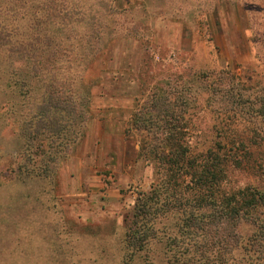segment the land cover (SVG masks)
Returning <instances> with one entry per match:
<instances>
[{"label":"rangeland","instance_id":"obj_1","mask_svg":"<svg viewBox=\"0 0 264 264\" xmlns=\"http://www.w3.org/2000/svg\"><path fill=\"white\" fill-rule=\"evenodd\" d=\"M108 2L123 11L119 20L125 21L126 33L105 43L97 55H81L92 93L90 118L77 141L61 150L66 152H58L59 163L51 177L44 174L40 160L45 146H35L37 160L32 163L14 124L20 117L5 118L11 106L5 101L13 96L0 91V115L6 113L0 116V220L6 224L0 233L20 225V243L30 246L22 251V264H160L165 260L163 240L152 241L132 256L128 233L139 200L157 183L149 154L157 150L169 160L172 153L162 132L155 135L160 139L153 140L150 126L135 127L132 116L155 86L166 87L169 81L185 82L191 89L183 139L193 155L198 148L209 147L221 129L217 139L226 144L229 156L223 161L227 177L218 197L249 187L264 190V0ZM48 18L39 10L34 18L20 14L17 22L9 19L8 30L23 35L21 44H28L56 30L45 23ZM130 26L138 32H130ZM24 59L19 62L23 69L32 64ZM238 92L243 94L240 100ZM237 106L243 127L234 113ZM226 119L231 122L224 128ZM237 132L244 135V143L238 142ZM166 177L171 178L170 191L194 192L191 175L177 172ZM249 211L241 212L235 221L223 216L214 222L217 244L201 254L202 261L257 264L262 260L264 238L257 237V230L263 228L264 214ZM10 250L0 238V264L15 262Z\"/></svg>","mask_w":264,"mask_h":264},{"label":"trees","instance_id":"obj_2","mask_svg":"<svg viewBox=\"0 0 264 264\" xmlns=\"http://www.w3.org/2000/svg\"><path fill=\"white\" fill-rule=\"evenodd\" d=\"M37 10L47 13L49 18L45 23L49 22L56 30L49 32L50 37L41 36L36 41L21 44L23 35L8 30L9 19L17 22L20 14L24 19L28 16L34 18ZM122 13L108 0H0V91L13 96V99L5 101V104L11 102L8 114L0 116L20 117L14 124L32 163L37 160L35 146H45L40 160L45 164L43 171L48 177L58 166V152H66L61 150H68L70 143L77 141L82 134L81 128L90 118L88 107L92 93L81 55H97L105 43L126 33L125 21L119 20ZM129 30L138 32L139 29L130 26ZM132 36L135 37L134 34ZM25 57L32 64L23 69L19 62L25 61ZM222 71L226 76L230 74ZM199 77L204 75H196ZM237 97L240 100L243 94L238 92ZM239 106L234 113L239 116L238 123L242 126ZM189 108L191 89L188 84L169 81L166 87L155 86L132 116L135 127L138 128L140 123L150 126L153 140L157 133L162 132L164 144L172 151L169 160H164L157 150L153 155L149 154L155 162L157 183L139 200L133 214V227L128 233V241H133L132 256L145 250L152 241L163 240L166 257L160 264H211L202 261L201 254H207L208 247L217 244L214 222L219 217L235 221L242 217L241 212L249 213V210L263 211L264 214V190L249 187L223 199L218 197L217 190L227 177L223 166V161L229 156L225 151L227 146L217 139L220 129L209 142V147L198 148L193 155V148L183 139L189 122ZM21 116H25L23 120ZM226 120L224 128L230 126L231 119ZM241 132L244 134L243 129ZM244 141V135L239 134L238 142ZM150 142L144 141L147 146ZM177 172L191 175L195 185L193 193L170 191L168 184L171 178L166 176L172 177ZM5 225L0 220V228ZM230 225L233 226L232 223ZM262 225L263 228L257 230L259 238H264V223ZM19 229L20 225L10 228L11 232L7 234L0 233L4 244L8 243L11 248L9 254L15 260L13 264H22L20 259L25 257L22 251L30 247L21 245ZM261 258L257 264H264V254Z\"/></svg>","mask_w":264,"mask_h":264}]
</instances>
